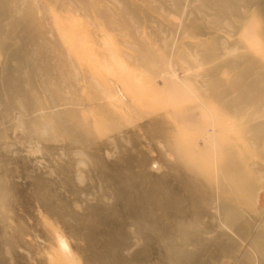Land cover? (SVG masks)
<instances>
[{
	"label": "rangeland",
	"instance_id": "rangeland-1",
	"mask_svg": "<svg viewBox=\"0 0 264 264\" xmlns=\"http://www.w3.org/2000/svg\"><path fill=\"white\" fill-rule=\"evenodd\" d=\"M0 264H264V0H0Z\"/></svg>",
	"mask_w": 264,
	"mask_h": 264
},
{
	"label": "bare ground",
	"instance_id": "bare-ground-1",
	"mask_svg": "<svg viewBox=\"0 0 264 264\" xmlns=\"http://www.w3.org/2000/svg\"><path fill=\"white\" fill-rule=\"evenodd\" d=\"M60 239H62V238H60ZM63 243H65L64 241H62ZM65 245V244H64Z\"/></svg>",
	"mask_w": 264,
	"mask_h": 264
}]
</instances>
